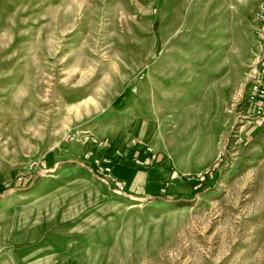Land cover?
<instances>
[{
  "label": "rangeland",
  "instance_id": "374dc122",
  "mask_svg": "<svg viewBox=\"0 0 264 264\" xmlns=\"http://www.w3.org/2000/svg\"><path fill=\"white\" fill-rule=\"evenodd\" d=\"M259 2L0 0V264H264ZM87 133L195 180L103 201Z\"/></svg>",
  "mask_w": 264,
  "mask_h": 264
},
{
  "label": "crops",
  "instance_id": "0c3cea01",
  "mask_svg": "<svg viewBox=\"0 0 264 264\" xmlns=\"http://www.w3.org/2000/svg\"><path fill=\"white\" fill-rule=\"evenodd\" d=\"M142 147L157 153L161 162L145 170L142 168H135L129 158L121 162L115 161L114 159H108L103 165L110 168L114 179L125 182L126 191L123 192V194L116 195L117 192L115 191L114 181H104V184L109 187L108 190H103V188L97 187L98 185L95 186V191L101 196V198H103V201L104 198L109 201L114 197L115 200L124 204L125 200H127L124 198L125 195L127 196L126 193H135L139 196H151L157 204H168L169 202L167 201L174 199L171 197L181 195L183 186L192 184L188 179L186 181L187 173L170 168L168 160H165V156L160 154L159 151L152 149L148 145ZM142 147L140 146L141 149ZM100 154L101 153L93 154L90 158L91 161L99 157ZM92 167L97 173L95 165ZM95 184L96 183H94V185ZM161 189L164 190L161 192ZM158 191L160 192L158 193Z\"/></svg>",
  "mask_w": 264,
  "mask_h": 264
},
{
  "label": "built area",
  "instance_id": "2783aa9c",
  "mask_svg": "<svg viewBox=\"0 0 264 264\" xmlns=\"http://www.w3.org/2000/svg\"><path fill=\"white\" fill-rule=\"evenodd\" d=\"M257 17L259 20L264 22V0H260L259 2V10L257 12ZM244 103L246 107L243 108L242 111H249V113H244L241 118H243L242 122L246 125L254 124L255 122H259L264 118V67L260 69L254 79L248 85L245 93H244ZM241 122V123H242ZM83 145H86V149L83 152V157L86 160H89L95 152H101L99 157L94 159L92 162L95 165L97 174L101 177L102 180L108 181L112 180L115 183V191L118 193H122L125 191V182L116 180L111 174L110 168L104 166V162L109 159V154L111 157H114L118 162L125 161L127 152L136 145L134 141H132L129 145L125 144L124 146L116 147L111 150L110 153H107L108 145L104 144L103 141H100L95 135L87 133L82 141ZM90 161V160H89ZM131 163L136 167L148 168L152 164L158 163L160 161L157 153L143 148L138 152H133V155L130 158ZM198 175L196 176V178ZM190 180H195L194 176L187 178ZM164 189H161V192Z\"/></svg>",
  "mask_w": 264,
  "mask_h": 264
},
{
  "label": "trees",
  "instance_id": "16d2710c",
  "mask_svg": "<svg viewBox=\"0 0 264 264\" xmlns=\"http://www.w3.org/2000/svg\"><path fill=\"white\" fill-rule=\"evenodd\" d=\"M115 103V102H114Z\"/></svg>",
  "mask_w": 264,
  "mask_h": 264
}]
</instances>
